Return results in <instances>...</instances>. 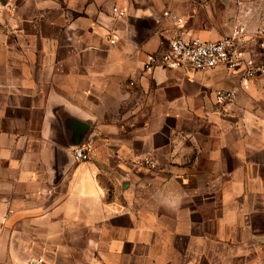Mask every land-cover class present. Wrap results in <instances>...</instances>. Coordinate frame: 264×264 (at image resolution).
I'll return each mask as SVG.
<instances>
[{"label":"crops","instance_id":"0c3cea01","mask_svg":"<svg viewBox=\"0 0 264 264\" xmlns=\"http://www.w3.org/2000/svg\"><path fill=\"white\" fill-rule=\"evenodd\" d=\"M244 1L0 0V264H264V77L143 69Z\"/></svg>","mask_w":264,"mask_h":264},{"label":"built area","instance_id":"2783aa9c","mask_svg":"<svg viewBox=\"0 0 264 264\" xmlns=\"http://www.w3.org/2000/svg\"><path fill=\"white\" fill-rule=\"evenodd\" d=\"M113 12L119 17L126 14V10L117 6L113 7ZM164 15L171 18L177 30L164 50L147 54L143 63L145 71L155 68L208 71L224 67L238 73L239 86L245 90L255 78L264 77V18L256 27L240 21L231 33L217 40H204L183 29L185 20L182 16L170 10L164 11ZM110 42H115L114 36ZM237 95L236 87L220 88L215 92V102L221 106L233 104ZM94 150V143L89 140L75 146L71 156L75 162H85L92 157ZM136 163L147 168H155L157 165L149 156L138 157Z\"/></svg>","mask_w":264,"mask_h":264},{"label":"rangeland","instance_id":"374dc122","mask_svg":"<svg viewBox=\"0 0 264 264\" xmlns=\"http://www.w3.org/2000/svg\"><path fill=\"white\" fill-rule=\"evenodd\" d=\"M247 6H250V16H248L249 19H244L242 16L236 19V23L239 21H250L252 23H255L257 20L261 21L262 18H264V0H245Z\"/></svg>","mask_w":264,"mask_h":264},{"label":"water","instance_id":"95a60500","mask_svg":"<svg viewBox=\"0 0 264 264\" xmlns=\"http://www.w3.org/2000/svg\"><path fill=\"white\" fill-rule=\"evenodd\" d=\"M77 145H79V144H77ZM77 145H76V146H77ZM74 147H75V146H74ZM74 147H73V148H74ZM73 148H72V149H73Z\"/></svg>","mask_w":264,"mask_h":264}]
</instances>
